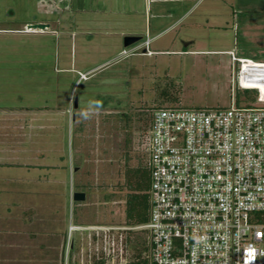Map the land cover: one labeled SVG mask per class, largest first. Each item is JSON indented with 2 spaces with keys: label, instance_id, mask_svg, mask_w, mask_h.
Listing matches in <instances>:
<instances>
[{
  "label": "rangeland",
  "instance_id": "obj_1",
  "mask_svg": "<svg viewBox=\"0 0 264 264\" xmlns=\"http://www.w3.org/2000/svg\"><path fill=\"white\" fill-rule=\"evenodd\" d=\"M141 2L130 16L110 0H0V238L20 240L15 251L0 242V255L15 258L7 264H63L57 247L76 220L85 228L69 264H129L146 236L126 226L117 185L126 164L145 162V120L158 108H228L237 93L230 52L264 62V0H183L185 17L150 41L152 54L140 46L119 56L154 24ZM36 23L49 27L26 29ZM130 26L141 39L125 48L118 33ZM73 156L86 194L78 208ZM48 165L63 167V183H48Z\"/></svg>",
  "mask_w": 264,
  "mask_h": 264
},
{
  "label": "built area",
  "instance_id": "obj_2",
  "mask_svg": "<svg viewBox=\"0 0 264 264\" xmlns=\"http://www.w3.org/2000/svg\"><path fill=\"white\" fill-rule=\"evenodd\" d=\"M149 43L119 56L152 54ZM230 55L234 89L255 91L253 103L151 113L149 219L134 227L147 234V264H264V62Z\"/></svg>",
  "mask_w": 264,
  "mask_h": 264
},
{
  "label": "crops",
  "instance_id": "obj_3",
  "mask_svg": "<svg viewBox=\"0 0 264 264\" xmlns=\"http://www.w3.org/2000/svg\"><path fill=\"white\" fill-rule=\"evenodd\" d=\"M111 3L116 5V9H120L122 10H127L128 12H126L127 15H132L134 13V11H136L135 7L137 5V0H110ZM141 4L145 7L148 8V10H153L154 14H153V19H154V24L153 26L151 25V23L148 21L147 22V27L145 28L144 32L145 36L147 37V39H149L151 42L153 40H155L157 37H161L163 35L172 33L174 31V28L178 25V23L185 17L187 11H185L184 13L182 12L184 10V8H186L183 5V0H142ZM190 9V8H189ZM189 9H187L189 11ZM146 10V9H145ZM163 20V22H162ZM161 25H157L160 24ZM162 23L166 25V27L162 28ZM35 32H45L44 31H35ZM119 35H123V36H136V37H140L141 39V34H139V30L137 29H131L128 28L127 30L122 29L121 32L118 33ZM152 34V36H150ZM151 44V43H150ZM16 150H13V152L15 153ZM77 147H76V153H77ZM42 154V151H39L38 154ZM64 158V157H63ZM74 156L72 157V162H70V164L72 163V165H70L66 170L69 172V175L71 177V174L74 175L73 177L75 178V182L73 184V190L70 192V197L72 199L73 193L75 192H82L85 194L84 192V188H83V184L81 183V179L79 177V173L77 172L80 169L79 164L76 165L73 161ZM71 159V158H69ZM71 161V160H70ZM6 165H11V164H6ZM15 166H20L23 168H28V166L33 167L34 165H28V164H14ZM77 166V167H76ZM29 167V168H30ZM39 167H43V166H39ZM47 168V171H49V175L47 177V181L48 183L53 186V185H59L61 183H63L61 181L60 178V174H59V168H63V167H59L58 165H54V166H45ZM38 180H40V177L38 178ZM3 182L6 183H10V181L5 180V178L3 179ZM7 190V189H6ZM86 197V194H85ZM74 202V201H73ZM78 203L75 207H79L81 206V202H76ZM30 218V217H29ZM57 219L56 218L55 222L57 224ZM28 224H32V220L28 219ZM8 228H13L8 227ZM85 226L82 225L78 220H76V222L74 221V223H71L68 221V225H67V232L65 237L63 238L62 243L57 247L58 248V255L61 257L62 259V263L63 264H69L70 262V253L72 250L75 249V243L73 241V238L77 237V236H81L83 230H84ZM6 232V230H5ZM9 236L4 237V235L2 236V238H0V242L3 241L5 243V248L8 249L9 251H15L19 248V246L16 247V245H20V240H19V236L16 235L15 232L13 231H9ZM32 235V234H31ZM6 239V240H5ZM31 239V238H30ZM31 240H29L30 242ZM33 244L30 243L28 244V246H32ZM56 248V249H57ZM1 249V247H0ZM2 256V255H0ZM14 259H9L8 257L2 256L0 257V264H7V263H11V262H15ZM112 264V263H111Z\"/></svg>",
  "mask_w": 264,
  "mask_h": 264
},
{
  "label": "trees",
  "instance_id": "obj_4",
  "mask_svg": "<svg viewBox=\"0 0 264 264\" xmlns=\"http://www.w3.org/2000/svg\"><path fill=\"white\" fill-rule=\"evenodd\" d=\"M257 93L253 90H242L236 93V102L240 101V97H244L246 104L253 103L256 99ZM145 118L137 117V120H144ZM150 124V119L145 120ZM148 129V128H147ZM120 190L125 191L123 195L124 200V218L127 227H137L148 222L149 211H150V173L144 163H138L135 166H128L126 164L124 169V181L117 185ZM264 216V215H263ZM264 222V220H263ZM141 233L146 232L144 230H136ZM131 229L127 230L126 233H132ZM138 243V242H135ZM141 250L139 254L134 256L133 260L129 264H147V259H141L140 253L145 249L147 253V239L141 240ZM145 247V248H144ZM137 250V248H135ZM95 264H107L105 260L101 259L95 261Z\"/></svg>",
  "mask_w": 264,
  "mask_h": 264
},
{
  "label": "water",
  "instance_id": "obj_5",
  "mask_svg": "<svg viewBox=\"0 0 264 264\" xmlns=\"http://www.w3.org/2000/svg\"><path fill=\"white\" fill-rule=\"evenodd\" d=\"M49 27L48 24H42V23H36V24H31L27 26V30L29 31H44L45 29H47ZM140 40V37H136V36H125L123 38V47H129L133 44H135L136 42H138ZM74 107H76V101L74 104ZM85 199V194L82 192H75L73 193L72 196V201L74 202H83Z\"/></svg>",
  "mask_w": 264,
  "mask_h": 264
}]
</instances>
